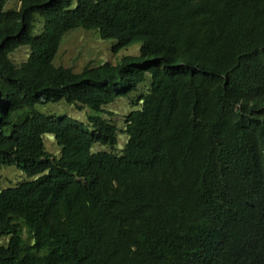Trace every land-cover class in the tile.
<instances>
[{"label": "trees", "instance_id": "1", "mask_svg": "<svg viewBox=\"0 0 264 264\" xmlns=\"http://www.w3.org/2000/svg\"><path fill=\"white\" fill-rule=\"evenodd\" d=\"M73 2L0 0V264H264V0ZM78 29L140 53L57 67Z\"/></svg>", "mask_w": 264, "mask_h": 264}, {"label": "rangeland", "instance_id": "2", "mask_svg": "<svg viewBox=\"0 0 264 264\" xmlns=\"http://www.w3.org/2000/svg\"><path fill=\"white\" fill-rule=\"evenodd\" d=\"M79 0H74L72 9H75ZM20 5V0H7V9ZM96 31H86L84 29H78L68 34L63 40L62 46L59 50L57 58L55 59V65L57 67H72L75 71H82L85 66L92 63L93 66H99L105 62L117 63L122 59V55H138L140 53L141 44H135L130 46L118 55L114 54L112 48L115 45L114 40H102L96 35ZM29 49H21L12 55V60L20 65L27 61L29 56ZM67 106V105H66ZM66 106H53L50 105L47 109L42 108L41 112L45 115H54L60 117L66 115L68 117L75 118L79 121L88 122L89 111L74 112L71 107ZM49 108V109H48ZM108 111L114 112L116 122L121 129H124L123 115L128 111V103L125 101L118 102L111 107L107 108ZM118 117V118H117ZM47 150L50 154L59 157L61 149L57 145L54 136L45 135L44 137ZM119 145L123 148L127 142V137L120 132ZM102 148L97 147L96 150ZM27 179L25 173L17 166L3 168L0 171V182L3 188L16 187ZM9 238H3L2 243L7 244Z\"/></svg>", "mask_w": 264, "mask_h": 264}, {"label": "clouds", "instance_id": "3", "mask_svg": "<svg viewBox=\"0 0 264 264\" xmlns=\"http://www.w3.org/2000/svg\"><path fill=\"white\" fill-rule=\"evenodd\" d=\"M252 122L249 120L248 124H247V134H248V139L247 140H253L256 137V133L254 131H250Z\"/></svg>", "mask_w": 264, "mask_h": 264}]
</instances>
